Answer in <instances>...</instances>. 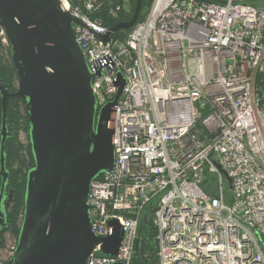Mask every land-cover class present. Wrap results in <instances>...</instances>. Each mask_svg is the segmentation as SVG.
<instances>
[{
  "label": "built area",
  "instance_id": "obj_1",
  "mask_svg": "<svg viewBox=\"0 0 264 264\" xmlns=\"http://www.w3.org/2000/svg\"><path fill=\"white\" fill-rule=\"evenodd\" d=\"M61 1L101 71L99 110L119 73L126 82L110 122L115 167L87 201L93 233L113 234L116 219L124 237L116 255L100 243L87 264H132L151 205L159 264H264V0H152L111 44L98 13L115 17L129 0Z\"/></svg>",
  "mask_w": 264,
  "mask_h": 264
},
{
  "label": "water",
  "instance_id": "obj_2",
  "mask_svg": "<svg viewBox=\"0 0 264 264\" xmlns=\"http://www.w3.org/2000/svg\"><path fill=\"white\" fill-rule=\"evenodd\" d=\"M143 0H137L130 20L107 34L131 29ZM80 18L61 0H0V27L11 45L18 89L11 92L0 79L2 99L1 173L6 180L5 143L10 133L8 107L19 98L27 111L28 137L34 163L27 173L23 221L8 264H87L94 248L116 255L124 232L116 219L113 234L92 232L91 182L114 170L113 107L125 87L118 74V93L99 110L93 73L76 40ZM98 112V113H97ZM233 190L232 179L223 170ZM121 264V263H117Z\"/></svg>",
  "mask_w": 264,
  "mask_h": 264
},
{
  "label": "trees",
  "instance_id": "obj_3",
  "mask_svg": "<svg viewBox=\"0 0 264 264\" xmlns=\"http://www.w3.org/2000/svg\"><path fill=\"white\" fill-rule=\"evenodd\" d=\"M116 1H121V0H116ZM137 0H132V11L130 13L127 12H119L118 15L115 17L109 16L107 14V8L105 7L103 10H101L98 14L103 18L104 24L107 26V28L111 29L114 27L116 24L119 22L123 21H128L131 19L134 9L136 6ZM152 3V0H143L142 1V6H141V11L140 15L138 18V21H142L144 19V12L145 9L150 6ZM1 27H0V32H1ZM131 29H122L114 33L113 39H124V36L130 31ZM5 35H2L0 33V79L3 81L4 84H6L11 92L16 90V82L18 79L17 76V70L14 67V64L12 62V51H11V45L7 41H4ZM8 51L9 57H6L4 52ZM15 102L22 103L23 102L17 98V97H12L9 102V107H8V125L10 126V133L9 136L6 140L5 143V148H6V154L12 156V154L17 153L16 152V139L13 133V126H12V119L17 118L15 113L17 112L13 104ZM24 107V104L22 105ZM25 109V107H24ZM25 112L27 113L26 109ZM27 122V130H28V119H26ZM1 124H2V99H1V94H0V148H1ZM29 151L32 159L31 165H29V168L27 170V173L31 166L34 163V156L30 148V143H29ZM15 152V153H14ZM12 162H14L13 157H12ZM11 166H13L11 164ZM26 179H27V174H26ZM26 188V184H25ZM24 212V210H23ZM153 212H154V205H151L149 208V211H146L142 217L140 227H139V232L140 235H142V239L138 240V244L141 245V248L139 249V252L135 255L132 264H159V257L157 253V240H156V235H157V229L153 221ZM19 214V213H18ZM20 228L18 229V235Z\"/></svg>",
  "mask_w": 264,
  "mask_h": 264
},
{
  "label": "rangeland",
  "instance_id": "obj_4",
  "mask_svg": "<svg viewBox=\"0 0 264 264\" xmlns=\"http://www.w3.org/2000/svg\"><path fill=\"white\" fill-rule=\"evenodd\" d=\"M131 6H132V0H129V2L127 3V6H126L127 7L126 12L127 13H130L132 11ZM150 6H151V4H150ZM150 6H148V8L145 9V12L143 15L144 18L146 17ZM0 33L2 35H4L2 30ZM127 34H126V36H124V39L127 37ZM5 41H6V38H5ZM4 54L6 57H9L8 51H5ZM17 89H18V79L16 82V90ZM22 105H23L22 103H18V102H15L13 104V106L15 107V109L17 111L15 113L17 118L12 119L13 133H14V136L16 139V143H15L16 148L15 149H16L17 153L14 152L15 154H12V156H10V158L12 159V157H13L14 162H12V160H11V162H12L13 166L15 165V168L17 171V172H15V173H17V174H15L16 175L15 177L18 179L19 182H21L22 188L24 187V189H25L26 174H27V170L29 168V165H31V163H32V159H31V155H30V151H29V137H28V130H27V122H26L27 113L25 112V109ZM20 173H21V175H20ZM209 184L212 188H214V181H213V178L211 176L209 179ZM226 190H227L226 192L228 195L232 194V191L229 189V185L226 188ZM23 213L24 212H23V204H22L21 219L19 217L20 221H22V219H23ZM140 233L141 232H139V236H138V239L136 241V244H137V252L136 253H138L139 249L141 248V245L138 244V240L142 239V235H140ZM17 239H18V236H17ZM17 239H15L13 237L9 238L8 244H7V249L4 251V253H0V264H8L9 260L12 258L13 254H14V246L17 243ZM157 253H158V242H157Z\"/></svg>",
  "mask_w": 264,
  "mask_h": 264
},
{
  "label": "flooded vegetation",
  "instance_id": "obj_5",
  "mask_svg": "<svg viewBox=\"0 0 264 264\" xmlns=\"http://www.w3.org/2000/svg\"><path fill=\"white\" fill-rule=\"evenodd\" d=\"M11 164L10 155L6 154L5 148L4 165L5 171L8 172L6 180H4V176L1 173L0 154V253H4L7 249L9 238L17 239L18 229L23 221V219L22 221L20 219L22 204L24 210L25 189L24 187L22 188L21 182L15 177V174H17L15 173L17 172L15 165L11 166Z\"/></svg>",
  "mask_w": 264,
  "mask_h": 264
},
{
  "label": "bare ground",
  "instance_id": "obj_6",
  "mask_svg": "<svg viewBox=\"0 0 264 264\" xmlns=\"http://www.w3.org/2000/svg\"><path fill=\"white\" fill-rule=\"evenodd\" d=\"M64 5L66 6V4L64 3Z\"/></svg>",
  "mask_w": 264,
  "mask_h": 264
}]
</instances>
